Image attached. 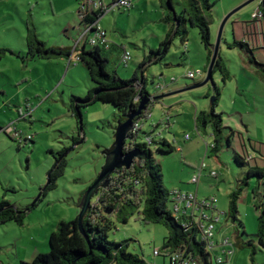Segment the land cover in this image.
Returning <instances> with one entry per match:
<instances>
[{
	"label": "rangeland",
	"instance_id": "374dc122",
	"mask_svg": "<svg viewBox=\"0 0 264 264\" xmlns=\"http://www.w3.org/2000/svg\"><path fill=\"white\" fill-rule=\"evenodd\" d=\"M83 1L0 0V49L7 50L0 61V202L5 198L19 208L31 205L47 184L59 153L67 149L63 176L54 189L42 196L24 225L0 226V264H30L37 256L50 252L51 234L59 222L78 217L80 199L105 164L102 152L114 143L115 129L122 117L119 108L102 102L83 107L81 131L78 119L69 110L73 97L85 98L94 87L87 69L77 63L76 54L72 65L65 58L25 59L28 25L36 28L39 39L48 48H75L85 31L78 17ZM249 1L211 0L212 47L217 46L227 16ZM262 1L244 6L225 24L219 56L228 67L230 79L224 81L217 68L207 84L204 83L211 58L201 43L199 30L186 27V47L184 27L167 39L172 25L164 22L169 11L161 0H134L131 10L115 8L100 21L107 40L114 44V50L104 54L110 59L109 70H116L124 80L132 79L135 72L141 77L139 66L144 59L158 50L162 42H171L167 54L157 62H149L144 70L148 94L160 99L154 102L152 118L143 125V132L154 135L155 143L166 140L175 148L172 153H160L152 146L154 158L162 167L165 188L170 192L197 193L200 201L216 199L217 210L222 213L216 225L217 235H230L235 243L253 241L256 245L254 254L249 247L235 245L230 264H264V246L258 242L259 217L264 210V176H253L246 182L252 167L264 171V70L256 64L264 66V32H258L259 43H254L252 53L239 45L229 47L247 42L244 38L251 39L254 32L249 29L256 23L264 25V19H252ZM175 9L180 14L178 4ZM92 47L87 44L86 48ZM78 48L82 49L83 43ZM122 48L132 57L127 66L120 63ZM197 72L201 75L188 77ZM164 80L169 85L160 90L158 85ZM218 93L214 110L222 115L224 139L220 151L215 153L212 128L199 131L196 117L212 110ZM27 103L32 115L20 120L14 105ZM10 124H15L24 139L31 136L32 140L19 142L3 132V127ZM186 136L191 137L190 141L185 140ZM74 138L78 139L77 144ZM138 142L144 143L143 134ZM236 155L245 162L251 159V164L237 162ZM203 164L206 169L198 186L191 184ZM213 171L216 177L211 176ZM239 187L242 193L236 232L232 228L234 222L225 213L229 211L230 194ZM5 189L10 193H5ZM95 201L96 197L92 202ZM109 236L115 242L128 240L129 251L150 264H170L169 257L163 255L167 254L164 243L168 231L160 224H146L135 214L128 224L117 223ZM155 250L162 255L155 256ZM212 264L216 262L213 260Z\"/></svg>",
	"mask_w": 264,
	"mask_h": 264
},
{
	"label": "trees",
	"instance_id": "16d2710c",
	"mask_svg": "<svg viewBox=\"0 0 264 264\" xmlns=\"http://www.w3.org/2000/svg\"><path fill=\"white\" fill-rule=\"evenodd\" d=\"M161 2L164 8H168V2L174 8L176 4L181 8L180 14L176 11V18L168 9L169 12L165 16L164 22L171 24L172 28L167 35V39L179 34L181 27H184L183 41L186 44V27L189 25L197 28L201 43L212 59L215 47H212L211 42V24L213 22V3L211 0H161ZM260 10L264 17V1L260 5ZM103 15L104 12L102 11L91 13L81 23L83 25L92 24L101 19ZM253 21L256 22L258 20ZM251 30L254 31V26L251 27ZM26 42L28 51L25 59L27 60L65 58L69 61L76 54L79 62L87 69L94 87L89 91L87 97L72 98L69 110L72 112L73 117L79 119L83 107L102 102L119 108L122 113L120 118L122 122L126 121V115L139 105V101L136 98L149 95L143 75L145 67L149 62L151 63L153 60L157 62L158 58H163L171 45V42L166 40L161 43L158 50L151 51L150 55L139 66V69L142 70V77L135 72L132 79L124 80L119 77L116 70H113V72L109 70L110 59L104 55L114 50L113 43L108 45V48L106 45H102V47L97 45L90 50H87L86 46L82 49H74L72 47L48 48L46 43L39 39V35L33 25H28ZM237 45L242 48L246 47L250 53L253 52V46L246 42L229 45V47L232 49ZM123 50L122 48L120 63L124 53ZM6 53L7 50L0 49V61L6 56ZM256 64L264 70L263 65H259L257 62ZM217 68L223 74L224 81L230 79L228 67L220 56L214 67L213 74ZM140 78L142 81H140ZM138 87L140 89H137ZM218 96L219 93L214 98L213 108L210 112H202L196 117V125L199 131L206 129L208 126L212 128L214 137L212 151L215 153L220 151V146L224 139L222 115L216 114L214 110L219 100ZM159 99L160 97H153V102L134 120V124L144 125L147 122V116L152 114L151 108L154 102ZM79 129L81 131L82 127L79 126ZM141 134L143 136L151 135V133H144L143 130L140 133H131L125 150L130 151L138 148L145 154L146 158L142 159L141 162L136 160L130 170L121 169L116 171L110 178L109 187L100 189L96 193L94 196L96 201L92 202L83 220L84 233L79 229L78 217L74 221L59 222L56 230L50 236V252L37 256L30 264H150L144 258L129 251L128 240L120 242L110 240L109 235L115 229L116 224H128L135 214H138L146 224H160L167 229L168 237L164 243L165 253L171 254L181 251L198 264L213 263V257L206 251V245L200 241L201 233L193 220L186 216L175 218L171 212L172 192L163 185L162 167L154 158L152 146L155 145L160 153H172L175 148L166 140L158 143L154 141L152 144L139 143L138 138ZM76 142H78V139L74 138V143ZM66 153L67 149H64L56 158V165L51 173L50 184L43 195L47 191L54 189L58 178L63 176L67 165ZM235 159L241 164L249 165L252 161L251 159H246L247 162H245L239 155H236ZM253 176L262 178L264 171L258 166L252 167L248 172L246 182ZM5 193H10V190L5 189ZM241 193L242 187H239L237 191L230 194L229 211L225 213V216L234 222L232 228L236 232L239 227L235 222L238 218V201ZM40 201L41 199L26 208H19L3 198L0 202V226L7 223L23 226L28 214L37 207ZM235 239H238L237 233L235 234ZM258 242L261 246H264V210H262L259 217ZM235 245L249 247L252 249L253 254L256 251V245L253 241L242 244L236 241Z\"/></svg>",
	"mask_w": 264,
	"mask_h": 264
},
{
	"label": "built area",
	"instance_id": "2783aa9c",
	"mask_svg": "<svg viewBox=\"0 0 264 264\" xmlns=\"http://www.w3.org/2000/svg\"><path fill=\"white\" fill-rule=\"evenodd\" d=\"M81 7L78 12V17L80 22H83L86 17L90 16L91 13L104 12V15L101 19L108 13L114 11L115 8L131 10L133 8V0H84L81 4ZM263 13L260 9L253 13V20H262ZM99 19L98 21L92 24L85 25V31L81 37V40L77 43L74 49H78L80 44L86 39L85 44L91 46L97 45H106L108 48L111 44L107 40V32L102 28ZM187 43L185 44V47ZM73 57V56H72ZM72 57L69 60V65L73 64ZM132 59L131 54L124 50V54L121 57V63L127 66ZM77 63L79 58L76 56ZM197 75H201L200 72L189 73L188 77L193 78ZM172 83L176 82V79L171 80ZM169 84L167 80H164L163 83L158 85L160 90H165ZM142 97L138 96L137 101H140ZM27 115H31L30 109L22 111L20 113V118L24 119ZM152 118V114L147 116V121ZM156 127V126H154ZM143 130L142 124H134L132 134L140 133ZM8 135H12L15 139L20 141L32 140L31 136H27L26 139L22 137V132L15 128V124H10L7 127L2 129ZM157 136H161V133H158ZM161 138V137H160ZM191 137L186 136L185 140L190 141ZM156 137L154 135H145L144 142L152 144ZM181 152V149H179ZM206 169V165L203 164L200 171L192 178L191 184L197 185L200 182L202 171ZM211 176L216 177V172H211ZM172 206L171 212L175 218H180L183 216L189 217L197 225L201 233V242L206 245V251L210 253L213 257V260L216 264H230L231 258L234 255L235 242L233 241L232 236L220 234L217 235L216 225L220 223L221 214L217 210L216 199L200 201L197 198L196 194H183L181 192H172ZM211 250V252L209 251ZM155 256H161L162 253L159 250L154 251ZM169 257L170 264H198L191 257L186 256L185 253L178 251L171 254H163Z\"/></svg>",
	"mask_w": 264,
	"mask_h": 264
},
{
	"label": "water",
	"instance_id": "95a60500",
	"mask_svg": "<svg viewBox=\"0 0 264 264\" xmlns=\"http://www.w3.org/2000/svg\"><path fill=\"white\" fill-rule=\"evenodd\" d=\"M253 1H255V0H250L249 2H247L242 7L236 9L235 11L230 13L227 16V18L224 20V23H223L221 30H220V33H219L217 46L215 47L210 66H209V69L207 71V79H206L204 84H207L213 80V70H214L216 62L218 60V57H219V45L221 42V37H222L223 28L225 27V24L232 17L233 14H235L240 9H242L244 6L248 5L249 3L253 2ZM168 9L173 13V16L176 18V16H177L176 10L173 7V5L170 4V2H168ZM140 81H142L141 78H140ZM151 102H153V97H151L149 95H143L142 96L141 100L139 101V105L137 106V108L126 115V121H124V122L120 121L118 123V126L115 129L113 145L110 148H108L102 152L103 156L105 157V164L102 167L101 172L99 173L96 180L89 186V188L84 193V195L80 201V204H79V211L80 212L78 215V220H79V229L82 233H84V230H83L84 217H85L86 213L88 212V210L90 209V207L92 205V200H93L94 196L96 195V193L100 189H107L109 187L110 178L116 171L121 170V169L130 170L132 168V166L134 165L136 160L138 162H141L142 159L146 158L145 154L140 149L136 148V149H133L130 151H126L125 147H126L127 142L130 139V134H131V132L133 130V126H134V120L137 117H139L147 109V106ZM213 102H214V99H213ZM82 120H83L82 115L80 114L79 119H78L80 127H82ZM52 171L48 175L47 184L42 189L41 193L39 194L38 198L33 202V204L42 198L43 193L46 191L48 185L50 184V178H51Z\"/></svg>",
	"mask_w": 264,
	"mask_h": 264
},
{
	"label": "crops",
	"instance_id": "0c3cea01",
	"mask_svg": "<svg viewBox=\"0 0 264 264\" xmlns=\"http://www.w3.org/2000/svg\"><path fill=\"white\" fill-rule=\"evenodd\" d=\"M264 1V0H263ZM263 1L260 3V5L263 3ZM133 4H134V0H133ZM260 5H259V7L257 8V10L258 9H260ZM256 10V11H257ZM256 11H254V12H256ZM253 15V14H252ZM246 27V26H245ZM251 29H249V31H250ZM260 30H261V32H264V25H263V22H261L260 23V25H258L257 23H256V25H254V31H252L251 30V32H254V34L252 35V37H251V39H249V38H244V41H247L246 43L247 44H249L250 46H253L254 45V43H256V45H258V43H259V36H256V34H258V32H260ZM247 31H248V28H247ZM238 35V34H237ZM255 37H256V41H255ZM254 39V40H253ZM261 40V39H260ZM83 43V47H87V44H85L84 42H82ZM81 43V44H82ZM80 44V45H81ZM253 50V49H252ZM75 55V54H74ZM22 105V106H21ZM14 112L17 114H19L20 115V113L22 114V111H25V110H27V109H30V111L32 110L31 109V105H30V103H27L26 105L24 104H18V105H14ZM13 111V110H12ZM31 115H32V111H31ZM20 120H21V118H19ZM20 120H18V121H20ZM4 128V127H3ZM181 151H182V149H181Z\"/></svg>",
	"mask_w": 264,
	"mask_h": 264
}]
</instances>
